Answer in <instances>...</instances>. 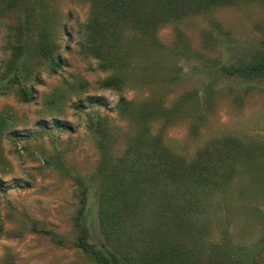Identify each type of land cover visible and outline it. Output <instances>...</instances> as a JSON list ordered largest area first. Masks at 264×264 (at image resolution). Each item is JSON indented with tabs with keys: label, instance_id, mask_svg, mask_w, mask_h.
<instances>
[{
	"label": "rangeland",
	"instance_id": "1",
	"mask_svg": "<svg viewBox=\"0 0 264 264\" xmlns=\"http://www.w3.org/2000/svg\"><path fill=\"white\" fill-rule=\"evenodd\" d=\"M90 10L86 0H0V71L11 56V40L19 42L13 35L27 19L35 23L30 43L38 36L39 23L52 27L62 60V66L52 70L49 60L29 48L22 63L34 71L27 83L33 84L35 98L20 101L12 84L0 96V112L12 109L18 116L0 145V264H99L75 244L80 235L75 224L80 206L77 177L86 179L90 188L84 216L90 240L97 247L106 242L94 179L102 153L90 125L98 115L105 118L118 156L137 128L119 116L121 97L141 103L154 95L165 109L173 110L177 97L190 90L198 92L200 101L182 106L177 115L182 118L150 121L152 133H161L171 151L190 160L209 145L212 151L224 150L219 140L229 137L246 148L257 144L262 149L254 162L238 163L228 184L202 198L193 211V230H173L174 238L204 251L206 257L220 248L226 251L218 243H233L247 257L264 250V79L228 78L218 71L222 63L264 49V2L240 0L161 27L157 37L164 48L153 68L157 80L123 91L101 87L108 72L80 52L78 27ZM140 65H145L141 59ZM170 70L175 80L166 78ZM38 75L40 82H34ZM80 79L89 82L88 88L69 94L60 114L48 113L45 94ZM209 87L215 91L210 103Z\"/></svg>",
	"mask_w": 264,
	"mask_h": 264
},
{
	"label": "trees",
	"instance_id": "2",
	"mask_svg": "<svg viewBox=\"0 0 264 264\" xmlns=\"http://www.w3.org/2000/svg\"><path fill=\"white\" fill-rule=\"evenodd\" d=\"M86 1L90 3L91 10L87 20L79 23L80 52L97 60L98 67L108 72V76L100 81L101 87L123 91L127 86L147 85L157 80L153 68L159 64V55L164 48L157 37L161 27L214 7L236 4L240 0ZM33 23L27 19L13 35L19 42L13 44L11 40V56L5 62L6 69L0 71V96L9 91L7 84H12L10 89H14L20 101L30 102L35 98L33 84L27 83L34 71L31 66L22 63L29 48L33 54L49 60L52 70L62 66L61 45L52 38V27L39 23L38 36L30 43ZM148 54H155L154 58L151 59ZM140 59L145 63L143 67ZM218 71L228 78L264 79V49H257L253 56L240 57L231 64L222 63ZM175 76L170 70L166 78L172 81ZM35 79L34 82H40L39 75ZM65 83L63 87L45 94L44 105L48 113L60 114L62 103L69 94L89 86L85 79ZM214 92L211 87L206 88L208 103L212 102ZM199 98L198 92L190 90L177 97L173 110H167L154 95L141 103L121 97L116 107L119 116L137 125V128L134 135L127 137L123 152L118 156H114V137L108 131L105 118L98 115L93 120L89 128L102 153V162L94 179L98 181L99 220L106 242L97 247L90 240V230L84 222L90 188L86 179L77 177L75 184L80 206L75 224L80 235L75 244L99 264L264 262V250L247 257L233 243H218L217 246L223 245L226 251L220 248L217 253L206 257L204 251L188 247L174 238V234H186L193 230V211L202 198L228 184L229 178H233L237 171L238 163L254 162L262 149L257 144L247 149L242 142L229 137L219 140L224 150L212 151L209 145L190 160L171 151L161 133H152L150 121L161 116L165 117L166 123L173 116L180 119L184 115H177L182 106L196 105ZM17 117L12 109L0 112V145L5 133L16 125ZM213 147L218 149L217 144ZM173 230L177 233H172ZM51 234L63 243L60 237ZM218 253L224 254L221 256Z\"/></svg>",
	"mask_w": 264,
	"mask_h": 264
}]
</instances>
